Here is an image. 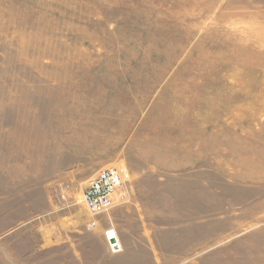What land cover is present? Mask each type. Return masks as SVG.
<instances>
[{
    "label": "rangeland",
    "instance_id": "1",
    "mask_svg": "<svg viewBox=\"0 0 264 264\" xmlns=\"http://www.w3.org/2000/svg\"><path fill=\"white\" fill-rule=\"evenodd\" d=\"M96 164L124 252L42 256ZM0 264H264V0H0Z\"/></svg>",
    "mask_w": 264,
    "mask_h": 264
},
{
    "label": "built area",
    "instance_id": "2",
    "mask_svg": "<svg viewBox=\"0 0 264 264\" xmlns=\"http://www.w3.org/2000/svg\"><path fill=\"white\" fill-rule=\"evenodd\" d=\"M130 183L131 174L125 169L103 168L95 174L82 192V202L93 219L89 224L90 229L98 226L97 217L109 216L118 205L129 203ZM61 198L67 201V195L62 194ZM105 239L110 253L118 255L124 252L123 243L113 225L105 231Z\"/></svg>",
    "mask_w": 264,
    "mask_h": 264
},
{
    "label": "crops",
    "instance_id": "3",
    "mask_svg": "<svg viewBox=\"0 0 264 264\" xmlns=\"http://www.w3.org/2000/svg\"><path fill=\"white\" fill-rule=\"evenodd\" d=\"M103 169L101 167V165L96 164V167L91 168V173L93 172H98L99 170ZM89 176V175H88ZM71 206L73 205H58V218H54L55 222H50L47 223V225L52 224L53 227V231L50 230V234L47 236L46 230H44V235L42 236V240H43V244L41 245V249H40V254H42V256H48V248H50L51 246H59L61 247L59 250V258L61 257H72L73 259H76L79 262L84 263L83 257L79 252V248L81 246H83V250L84 253L86 255L92 254L90 255L91 257H94L95 254H93V252H91L89 249L91 247L90 243H84L85 239H88L89 237H91V235L95 234L96 236H98V238H100V236H104L105 238V229H100V230H94L89 228V224L90 222L93 220L92 218H90L89 216H84V217H80L78 218L76 216V214H72L71 216H67V215H62V211L64 210H69L71 209ZM58 224V227H57ZM72 224V225H71ZM47 225H45L44 227H46ZM71 225V226H70ZM42 227V228H44ZM97 228V227H96ZM63 233H66V236H64ZM73 233L77 234L74 237L80 238L78 239L75 243V245H73L72 243V238H73ZM58 237V239H57ZM49 238H52L51 240H57L56 243L54 241L53 245H50V240ZM67 238V239H66ZM102 240V244L105 246L107 242H104L103 239ZM106 240V239H105ZM67 241V242H66ZM69 242V243H68ZM83 242V243H82ZM64 244H68L69 246L67 248H65ZM70 244H72L70 246ZM82 244V245H81ZM92 248V247H91ZM94 250V249H92ZM107 254L109 256L115 257L116 255H113L112 253H110V251L107 249L106 250ZM72 255V256H71ZM119 255V254H118ZM87 256V257H90ZM99 259H102L99 257Z\"/></svg>",
    "mask_w": 264,
    "mask_h": 264
}]
</instances>
